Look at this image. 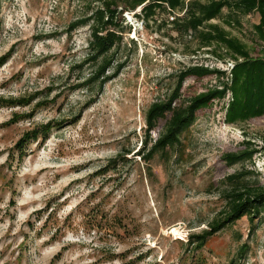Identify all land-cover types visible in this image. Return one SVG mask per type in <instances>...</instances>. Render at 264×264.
<instances>
[{
	"label": "rangeland",
	"instance_id": "obj_1",
	"mask_svg": "<svg viewBox=\"0 0 264 264\" xmlns=\"http://www.w3.org/2000/svg\"><path fill=\"white\" fill-rule=\"evenodd\" d=\"M100 1H1L0 264H229L242 246L239 264H264V212L187 247L224 207L230 176L252 172L246 181L264 187V117L230 126L227 99L216 101L168 157L148 170L138 156L150 106L169 99L189 66L225 71L229 56L176 33L167 14L146 26L139 9L120 11L132 0H106L132 28L106 56L109 81L83 86L97 64L87 61L89 26L75 24ZM257 23L225 9L210 24L251 48ZM221 81L187 79L176 106ZM163 131L159 123L150 138ZM244 142L259 153L228 166L224 156Z\"/></svg>",
	"mask_w": 264,
	"mask_h": 264
},
{
	"label": "trees",
	"instance_id": "obj_2",
	"mask_svg": "<svg viewBox=\"0 0 264 264\" xmlns=\"http://www.w3.org/2000/svg\"><path fill=\"white\" fill-rule=\"evenodd\" d=\"M94 9L95 12L90 17L76 22L75 27L89 26L87 61L97 64V70L83 86L98 82L101 88L110 79L105 78L104 73L111 67L112 59L106 56L120 45L123 34L129 33L132 25L128 27L125 24L127 22L122 12L118 18L120 12L114 2L102 0ZM137 9L140 10L138 15L135 12ZM225 9L243 16L253 13L258 16V23L253 26L254 46L250 48L239 39L231 37L221 26L210 24L219 19ZM120 11L135 12L133 16L146 26L150 20L156 21L155 17L159 13L167 14L176 33L195 35L200 39L201 48L207 49L209 55L223 60L217 53L222 49L225 56H229V60L233 62L230 71L189 66L181 72L169 99L150 106L145 118L147 138L142 142L141 152L138 151L140 160L148 170L156 155L168 157L170 151L179 149L183 133L195 123L197 114L209 109L216 101L227 99L224 116L227 125H242L264 117V0H132L126 9ZM225 23L231 25L229 21ZM120 68L119 66L117 70ZM206 77L222 81L216 87L194 95L185 105L176 106V101L182 96L183 83L187 79L199 81ZM159 123H162L164 131L153 141L150 133ZM250 145L249 142L242 143L241 150L225 155L223 160L228 166L251 162L259 152ZM127 154L129 153L119 154L116 160H125ZM252 176V172L244 171L229 177L232 188L223 196L224 207L209 223L207 230L190 235L187 247L201 249L209 238L227 227L243 218L253 222L254 215L264 212V187L257 182L246 181ZM246 252L247 246H242L238 256L229 264H239L238 257L242 258Z\"/></svg>",
	"mask_w": 264,
	"mask_h": 264
},
{
	"label": "built area",
	"instance_id": "obj_3",
	"mask_svg": "<svg viewBox=\"0 0 264 264\" xmlns=\"http://www.w3.org/2000/svg\"><path fill=\"white\" fill-rule=\"evenodd\" d=\"M232 68H233V62H231V61L227 62V64H226L227 71H230Z\"/></svg>",
	"mask_w": 264,
	"mask_h": 264
}]
</instances>
